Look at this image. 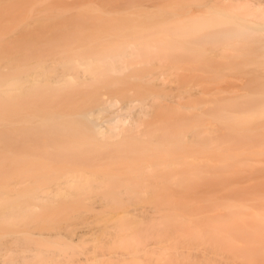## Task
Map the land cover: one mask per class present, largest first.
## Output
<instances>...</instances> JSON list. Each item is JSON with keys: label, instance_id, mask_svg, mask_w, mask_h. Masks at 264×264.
Returning <instances> with one entry per match:
<instances>
[{"label": "bare ground", "instance_id": "6f19581e", "mask_svg": "<svg viewBox=\"0 0 264 264\" xmlns=\"http://www.w3.org/2000/svg\"><path fill=\"white\" fill-rule=\"evenodd\" d=\"M227 17L241 83L187 120L160 105L196 91L130 61H154L125 42L147 16L118 19L122 43L0 60V264H264V0Z\"/></svg>", "mask_w": 264, "mask_h": 264}, {"label": "rangeland", "instance_id": "374dc122", "mask_svg": "<svg viewBox=\"0 0 264 264\" xmlns=\"http://www.w3.org/2000/svg\"><path fill=\"white\" fill-rule=\"evenodd\" d=\"M231 7L232 0H0V48H7L6 52L0 53V60L8 61L5 63L8 68L16 59H20L21 64L23 58L47 60L48 41H53L54 48L61 45V50L74 49L93 38L105 39L103 43H122L124 39L107 35L110 28L119 25L118 19L147 16V20L151 18L148 28L127 37L125 42L148 45L149 58L154 61L149 64L139 62L140 55L130 61L137 69H142L137 73H147L155 67L162 72L161 81L167 85L196 91L194 97L164 101L160 105L161 108H179L180 115L175 120H187L197 113L192 110L195 104L203 105L201 110H207L230 102L231 84L241 83L232 76L234 62H231L226 29L220 28ZM64 10L71 11L67 15ZM41 26H46L48 31L39 33L37 29ZM240 64L238 61L236 67ZM206 124L209 123L206 121ZM246 161L254 166H264V157L247 156Z\"/></svg>", "mask_w": 264, "mask_h": 264}]
</instances>
